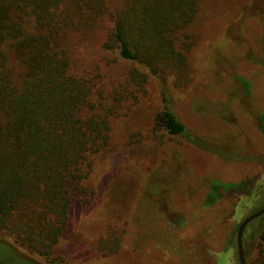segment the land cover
<instances>
[{
  "label": "rangeland",
  "instance_id": "374dc122",
  "mask_svg": "<svg viewBox=\"0 0 264 264\" xmlns=\"http://www.w3.org/2000/svg\"><path fill=\"white\" fill-rule=\"evenodd\" d=\"M251 1H207L185 70L149 79L144 99L113 120L116 159L98 195L71 214L62 263L239 264L237 229L264 182V0L245 10ZM105 27L71 37L80 70L110 65L120 78L117 56L102 50ZM163 95L186 136L154 128ZM32 258L0 233V264H46Z\"/></svg>",
  "mask_w": 264,
  "mask_h": 264
},
{
  "label": "trees",
  "instance_id": "16d2710c",
  "mask_svg": "<svg viewBox=\"0 0 264 264\" xmlns=\"http://www.w3.org/2000/svg\"><path fill=\"white\" fill-rule=\"evenodd\" d=\"M207 1L219 2L0 0V233L20 253L64 264L71 214L98 195L116 159L113 120L144 99L149 79L185 70ZM104 24L102 50L117 56L120 78L110 65L105 74L80 70L71 37ZM152 118L156 130L187 135L164 95ZM254 188L251 214L264 208V182ZM243 246L246 264H264V216Z\"/></svg>",
  "mask_w": 264,
  "mask_h": 264
},
{
  "label": "water",
  "instance_id": "95a60500",
  "mask_svg": "<svg viewBox=\"0 0 264 264\" xmlns=\"http://www.w3.org/2000/svg\"><path fill=\"white\" fill-rule=\"evenodd\" d=\"M263 216H264V208L258 212L249 215L241 222L237 231V238H236L239 264H246V258H245L244 246H243L244 232L252 222L256 221L257 219Z\"/></svg>",
  "mask_w": 264,
  "mask_h": 264
}]
</instances>
